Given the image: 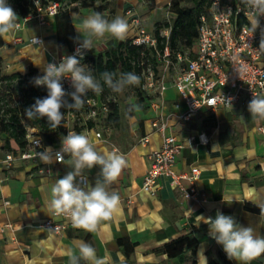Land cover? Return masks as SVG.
Here are the masks:
<instances>
[{
	"label": "crops",
	"instance_id": "0c3cea01",
	"mask_svg": "<svg viewBox=\"0 0 264 264\" xmlns=\"http://www.w3.org/2000/svg\"><path fill=\"white\" fill-rule=\"evenodd\" d=\"M167 2L108 0L107 8L102 11L96 10L94 5H67V9H77L70 12L75 42L79 37L75 27L93 11L102 13L109 20L125 17L130 27L124 40L135 35L131 15L127 14L129 7L140 16L142 25L153 32L156 23L162 22L154 20L153 16L159 8L167 10ZM36 36L41 37L40 43L31 42ZM16 38L20 40L16 41ZM111 40L120 41L106 35L94 42L91 54L103 50L101 46ZM70 51L67 45L59 43L56 16H49L43 24L32 21L7 39L1 38L0 69L4 75L34 72L35 77L44 74L46 64ZM261 63L264 64V56ZM173 74L174 69L166 91L160 95L149 94L141 104L142 111L134 113L130 136L114 140L103 133L98 120L92 121L93 127L85 120L76 123L78 127L74 132L89 137L97 151L108 154L119 150L127 162L112 186L120 195V206L111 220L99 224L96 232L67 228L52 233L43 226L44 219L52 215L48 207L50 187L71 170L66 165H47L39 159H16L9 169L2 170L0 264H68L67 249L81 241L95 247L97 255L107 258L108 264H193L194 260L196 264H208L209 253L216 256L217 249L223 251V248L210 237L208 225L198 216L214 219L217 211L233 216L241 226L254 227L258 235L264 236V219L259 218L258 212L245 207L246 203L264 206V120L252 119L249 103L245 101L232 110L225 107L203 109L191 119H185L186 105L173 85ZM105 98L108 97L99 95L98 103L107 100ZM132 101L138 103V97ZM155 120L166 122L167 133L176 134L184 143L177 157V171H187L191 165L201 168L198 188L205 194L204 202L180 198L178 189L167 178L160 179L161 187L156 195L143 189L144 177L150 168L149 155L162 146V135L153 127ZM81 126L85 128L79 130ZM97 132H101V136ZM200 134L206 135L207 143L199 140ZM146 135L149 141L143 142L141 138ZM7 136V133L0 134V156L11 151L4 147ZM62 138L59 137L56 143ZM99 173V166L86 170L84 175L88 184L94 187L100 179ZM187 233H192L199 241L195 255L187 252L183 258H171L161 249L165 243ZM120 238H125L129 245L120 246ZM131 243L134 249L126 254ZM232 262L239 264L235 260ZM81 264L85 262L81 261ZM251 264H264V255Z\"/></svg>",
	"mask_w": 264,
	"mask_h": 264
},
{
	"label": "built area",
	"instance_id": "2783aa9c",
	"mask_svg": "<svg viewBox=\"0 0 264 264\" xmlns=\"http://www.w3.org/2000/svg\"><path fill=\"white\" fill-rule=\"evenodd\" d=\"M34 11L28 15L19 16L23 26L26 23L36 21L40 24L46 22L49 16H56L67 5H79L82 0H76L69 4L60 0H31ZM172 0H168L170 7ZM131 15V23L135 28V35L131 38L135 46L153 48L157 52V69L149 63L143 71V89L149 94L160 95L168 88V78L174 69L173 85L180 94L186 105L183 115L185 119H191L193 115L203 109L225 107L223 98H232V107L242 102H250L254 96L264 97V64L261 59L264 51L259 50L261 31L257 29L252 33L247 15V9L240 1L211 0L208 9L201 13L197 26V40L195 45L186 51H173L170 46L171 28L163 29L161 34L166 37L163 50L158 49V38L154 32L148 31L142 25V19L135 14L133 7L127 9ZM261 27L264 28V17L260 18ZM35 38L42 41L40 36ZM16 41L20 38H16ZM78 47L75 42L68 55H73ZM93 49V47H92ZM91 51H84L85 62ZM64 57V56H62ZM62 57L54 63L59 64ZM53 63V62H52ZM43 75V74H42ZM42 75H36L42 76ZM66 92H72L71 81L62 79ZM69 102L71 98L67 97ZM86 104L81 112L84 120H101L109 112V99L98 103V96H90L88 93ZM94 113V115H93ZM74 109L65 112L64 127L68 132H74L73 125L76 119ZM77 120V119H76ZM153 127L162 135V146L159 150L151 153L150 168L145 174L143 189L151 195H156L161 187V178H167L170 184L178 189L180 198L194 202H204L205 194L198 188L201 178V168L191 165L187 171L178 172L176 169L177 157L184 148V143L174 133H167L168 124L153 121ZM36 127H27V143L17 151H6L0 156V181L1 172L9 169L16 159L37 160L36 153L51 147L53 152L59 151L61 142L47 145L38 134ZM67 135V134H66ZM101 136V132H97ZM202 143H207L205 134L198 135ZM143 142L149 141L148 135L141 138ZM66 157V156H65ZM187 181V184L184 182ZM43 226L52 233H60L67 228H73L70 219L66 216L51 215L43 221Z\"/></svg>",
	"mask_w": 264,
	"mask_h": 264
},
{
	"label": "clouds",
	"instance_id": "9594fccd",
	"mask_svg": "<svg viewBox=\"0 0 264 264\" xmlns=\"http://www.w3.org/2000/svg\"><path fill=\"white\" fill-rule=\"evenodd\" d=\"M240 3L247 9L249 30L252 33L257 29L261 31L258 51H264V28L260 24V18L264 17V0H240ZM22 27V20L9 0H0V38L7 39ZM129 27L125 17L116 16L109 20L96 11L80 21L75 27L79 34L75 53L62 57L59 64L54 62L46 64L43 67L44 74L33 78L34 86L46 87L47 96L36 98L34 104L23 110L27 120L46 118L48 126L57 129L62 125L65 117L61 109L81 110L86 104L85 98L89 92L99 96L107 87L111 93L123 94L128 87L139 86L140 76L135 72L118 74L105 71L97 78L91 68L81 63L84 59V51H91L96 40L106 35L124 40ZM34 42L39 43L36 38ZM65 78L71 81L74 91H65L61 82ZM65 97H70L71 102ZM223 101L232 110V98L227 100L223 98ZM141 111L140 104L129 100L127 109L129 119H135L131 114ZM248 111L252 119L264 120V97L253 95V99L248 104ZM240 118L243 120V117ZM215 147L216 145L213 146ZM65 156L69 158L65 159ZM36 158L43 164L60 163L71 169L62 178H57L50 187L48 207L52 215L66 216L70 219L73 228L89 233L96 232L102 221L113 218L120 206L121 198L112 186L127 166L126 159L119 150L101 154L89 137L68 132L61 139L59 151L53 152L51 147H46L36 153ZM95 166L100 167V179H97L93 187L88 184L84 173L86 170L91 171ZM259 209V218L264 219V207ZM198 217L208 225L210 237L222 246L229 260H235L239 264H251L264 255V236L258 235L254 227L241 226L233 216L225 215L220 211L216 212L214 219ZM66 255L68 264H81V261L85 264H108L107 258L98 256L97 249L83 241L74 247H69Z\"/></svg>",
	"mask_w": 264,
	"mask_h": 264
},
{
	"label": "trees",
	"instance_id": "16d2710c",
	"mask_svg": "<svg viewBox=\"0 0 264 264\" xmlns=\"http://www.w3.org/2000/svg\"><path fill=\"white\" fill-rule=\"evenodd\" d=\"M60 1L69 4L71 2H75L76 0ZM94 1L95 0H82L79 6L88 7L93 5ZM100 1L101 4L96 7V10L98 11L106 9L108 5V0ZM184 1L186 0H172L169 8L174 14L173 19L156 23L153 32L158 38V49L163 50L165 47L166 37L161 34V31L167 28H171L170 46L174 52L180 49L184 50V48H191L195 45L198 35L197 26L199 16L202 12L208 9L211 0H190L193 3L190 7L183 6L182 3ZM9 3L18 16L28 15L35 9L31 0H9ZM75 10L77 9L65 8L56 15L59 43L67 45L70 49L73 48L76 39L75 31L70 18V12ZM157 58L158 56L155 49L135 46L132 44L131 39H126L115 41L107 49L96 50L94 54H90L87 57L85 62L91 65L93 75L97 78H99L100 74L105 71L115 72L118 74L129 71L135 72L138 76H140L141 81L139 86H135L138 103L141 105L147 97L143 94L142 90L144 83L143 71L149 63L157 69ZM33 75L34 72H29L27 74L15 73L12 75H4L0 69V86L5 83L12 87L15 83H17L24 93V101L20 105L10 108V113L6 112L4 109L0 110V134H8L4 146L5 149L17 151L18 149L23 148L27 143L26 134L28 126L39 128L38 134L47 145L55 143L59 137L67 134V128L64 127L65 119L63 120L62 125L57 129H51L47 124L46 118L41 120H27L24 116L23 110L34 104L36 98H44L47 96L46 87L34 86L32 81L35 77ZM109 93L110 90L105 87L101 95L105 96ZM90 96L97 97V95L92 92H90ZM65 99H67V97H65ZM105 99H109V112L104 119H107L114 128L121 127L122 113L119 103L111 97ZM67 110L68 109L66 108L61 109L64 114ZM92 121L93 119H90L86 122L89 124V127L94 126ZM98 121L101 122V120ZM83 126H81L79 130L85 128ZM73 127L75 130L78 126L77 124H74ZM245 207L248 210L258 213L260 212V206L246 203ZM118 243L122 247L129 245V242L126 241L125 238H120ZM198 246L199 241L197 238L192 233H187L165 243L161 249L164 250L171 258H183L187 252H191L195 255ZM133 249L134 244H132L130 250H125L126 254H130ZM193 264H196V260L193 261ZM208 264H233V262L227 258L226 254L222 250L217 249L216 256H213L211 252L209 253Z\"/></svg>",
	"mask_w": 264,
	"mask_h": 264
},
{
	"label": "rangeland",
	"instance_id": "374dc122",
	"mask_svg": "<svg viewBox=\"0 0 264 264\" xmlns=\"http://www.w3.org/2000/svg\"><path fill=\"white\" fill-rule=\"evenodd\" d=\"M101 4L100 0H95L93 2L94 6H98ZM192 2L190 0H186L182 3L183 6H192ZM165 7H168L167 10L162 7L159 8L156 12V15H152L154 20H160L164 21L166 19H173L174 14L170 11V8L168 5ZM167 16V18H166ZM163 31V30H162ZM187 49L184 48V50L180 51H186ZM89 67V66H88ZM90 68V67H89ZM143 90V94L147 97H149V93ZM107 97L113 98L116 102L119 103L121 113H122V122H121V127L119 128H114L113 125L108 122L107 119L101 118V129L105 135H109L112 139L117 140L121 136H130V133L132 131V119L128 118L127 114V109L129 107V100L136 99L137 95L135 92V86H130L128 87L123 94H114V93H109L106 95ZM0 110L4 109L6 112L10 113L11 111L9 110L10 108H13L15 106L20 105L24 101V93L23 90L18 86L17 83H15L12 87L3 83L0 86ZM76 113V119L74 122H71V125H74L76 123H82L84 122V118L81 111L74 110ZM131 115H134L131 114ZM122 130V131H121Z\"/></svg>",
	"mask_w": 264,
	"mask_h": 264
},
{
	"label": "water",
	"instance_id": "95a60500",
	"mask_svg": "<svg viewBox=\"0 0 264 264\" xmlns=\"http://www.w3.org/2000/svg\"><path fill=\"white\" fill-rule=\"evenodd\" d=\"M114 43V40H111L107 43H104L100 49H107L108 47H110L112 44Z\"/></svg>",
	"mask_w": 264,
	"mask_h": 264
}]
</instances>
